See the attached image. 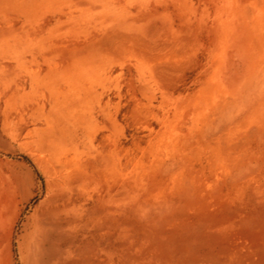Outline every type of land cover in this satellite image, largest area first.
Segmentation results:
<instances>
[{
    "label": "rangeland",
    "instance_id": "374dc122",
    "mask_svg": "<svg viewBox=\"0 0 264 264\" xmlns=\"http://www.w3.org/2000/svg\"><path fill=\"white\" fill-rule=\"evenodd\" d=\"M0 264H264V0H0Z\"/></svg>",
    "mask_w": 264,
    "mask_h": 264
},
{
    "label": "bare ground",
    "instance_id": "6f19581e",
    "mask_svg": "<svg viewBox=\"0 0 264 264\" xmlns=\"http://www.w3.org/2000/svg\"><path fill=\"white\" fill-rule=\"evenodd\" d=\"M58 220V213L53 209H48L36 222L34 234L37 237L35 240V250L37 253L40 250L39 248H45L49 244L50 237L58 226Z\"/></svg>",
    "mask_w": 264,
    "mask_h": 264
},
{
    "label": "trees",
    "instance_id": "16d2710c",
    "mask_svg": "<svg viewBox=\"0 0 264 264\" xmlns=\"http://www.w3.org/2000/svg\"><path fill=\"white\" fill-rule=\"evenodd\" d=\"M24 158L30 162V160H29V158L27 156H24Z\"/></svg>",
    "mask_w": 264,
    "mask_h": 264
}]
</instances>
